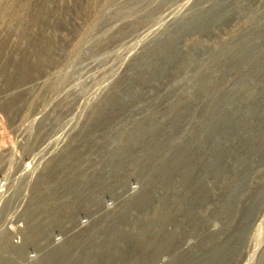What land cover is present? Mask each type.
Returning <instances> with one entry per match:
<instances>
[{"label": "rangeland", "instance_id": "374dc122", "mask_svg": "<svg viewBox=\"0 0 264 264\" xmlns=\"http://www.w3.org/2000/svg\"><path fill=\"white\" fill-rule=\"evenodd\" d=\"M52 132L114 203L52 264H216L258 197L264 264V0H0V137Z\"/></svg>", "mask_w": 264, "mask_h": 264}, {"label": "built area", "instance_id": "2783aa9c", "mask_svg": "<svg viewBox=\"0 0 264 264\" xmlns=\"http://www.w3.org/2000/svg\"><path fill=\"white\" fill-rule=\"evenodd\" d=\"M74 145L53 132L0 137V264L55 263L114 209L93 169L86 178L67 157Z\"/></svg>", "mask_w": 264, "mask_h": 264}, {"label": "water", "instance_id": "95a60500", "mask_svg": "<svg viewBox=\"0 0 264 264\" xmlns=\"http://www.w3.org/2000/svg\"><path fill=\"white\" fill-rule=\"evenodd\" d=\"M259 198V197H258ZM258 198H254L248 208H247V212L246 215L244 216L243 219V226L240 227L239 229L236 230V239L232 244H227L224 247L223 253L221 254L220 257L217 256V258H215L214 262H216V264H232L233 263V259L235 257V255L238 253V249H239V245L243 242L244 237L247 233V230L250 226V224L252 223V220L255 216V213L258 209L259 206V199ZM234 200H237V196H234ZM208 250H209V254H207L208 258H212L214 259L216 253H217V247L215 246H208ZM195 255L192 254V259L194 258ZM203 261L204 263H209L210 261L208 259H205L203 257V259H198Z\"/></svg>", "mask_w": 264, "mask_h": 264}, {"label": "bare ground", "instance_id": "6f19581e", "mask_svg": "<svg viewBox=\"0 0 264 264\" xmlns=\"http://www.w3.org/2000/svg\"><path fill=\"white\" fill-rule=\"evenodd\" d=\"M122 242V240H120V243ZM70 251V250H69Z\"/></svg>", "mask_w": 264, "mask_h": 264}]
</instances>
